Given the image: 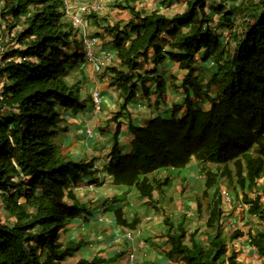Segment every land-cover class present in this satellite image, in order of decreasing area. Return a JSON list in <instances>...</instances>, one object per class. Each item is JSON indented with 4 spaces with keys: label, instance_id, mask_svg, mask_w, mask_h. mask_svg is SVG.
Instances as JSON below:
<instances>
[{
    "label": "trees",
    "instance_id": "1",
    "mask_svg": "<svg viewBox=\"0 0 264 264\" xmlns=\"http://www.w3.org/2000/svg\"><path fill=\"white\" fill-rule=\"evenodd\" d=\"M173 1L162 0L161 5L169 7ZM209 1L188 0L186 12L172 17L158 10L136 11L128 0L125 6L115 3L131 17L122 29L119 24L104 28L113 37L117 62L106 70L110 85L120 91L122 108L138 90L149 96L154 88L156 104L167 93L165 78L155 70L141 72L152 52L157 64L168 60L185 71L180 86L185 111L179 117L181 107L176 106L168 119L130 125L133 138L125 155L117 147V125L105 170L116 186L135 187L150 199L160 184L148 175L183 168L192 157L208 164L201 196L206 229L199 234L206 245L195 241L197 232L185 244L187 235L178 226L168 235L169 257L179 256L185 264H239L236 254L227 255L218 186L226 178L257 221L246 236L264 264V187L259 185L264 178V0H238L234 12H225L221 4L207 7ZM215 16L226 26V39L208 28ZM64 17L62 0H0V43L13 46L0 58V199L11 217L9 223L0 220V264H64L78 250L62 249L59 238L67 221L85 212L72 188L95 169L91 162L55 152L54 128L62 122V112L83 107L66 82V64L75 57L70 52L80 47ZM197 62L213 67L204 85L196 74ZM116 215L120 226L135 227L136 222L127 225L120 211ZM241 236L235 230L229 241Z\"/></svg>",
    "mask_w": 264,
    "mask_h": 264
},
{
    "label": "crops",
    "instance_id": "2",
    "mask_svg": "<svg viewBox=\"0 0 264 264\" xmlns=\"http://www.w3.org/2000/svg\"><path fill=\"white\" fill-rule=\"evenodd\" d=\"M103 1L101 11L96 14V20L86 16L89 32L97 35L105 44L104 51L109 50L114 54L113 37L106 33L104 28L119 24L122 29L131 17L128 10L115 8L118 3L125 6L127 0ZM128 1L127 5L136 11L149 14L158 10L172 17L186 12L188 0H175L169 7L162 6V0ZM217 1L210 0L207 7L217 4ZM71 2L70 7L74 9L85 4L87 0ZM64 19L68 21L66 16ZM226 30L225 25L219 24L216 34L225 38ZM164 38L167 37L163 36L161 39ZM163 48L170 51L166 45H163ZM70 56L75 57L66 64V82L78 92L83 107L75 113L62 112L63 120L54 128L55 152L58 156L73 161L91 162L95 172L91 176L83 177L72 188L75 202L84 206L85 212L67 221L60 235L59 243L62 249L78 246V250L66 259L64 264H129V253L134 254V264H185L179 256L169 257L168 235L177 231L178 226H182L187 235L185 244H189L188 235L197 232L195 241L202 246L206 245V239L199 234L206 229V204L201 201V196L205 184L203 169L209 167L208 164L192 157L189 164L183 168L159 169L148 175L150 181H158L160 184L159 190L154 191L150 199L143 198L135 187L116 186L112 177L105 171L111 159L117 125V147L120 153L125 155L130 152L133 138L129 132L130 125L145 126L149 120L161 117V113L169 109L173 111L176 106L181 107L178 116H182L185 107L180 86L185 71L168 60L157 64L156 57L150 52L147 64H141V72L155 70L157 75L165 78L167 93L162 102L156 104L154 88L150 89L149 96H144L142 91L138 90L136 98L123 109L119 89L110 85L107 66L99 74L94 71L93 65L85 60L80 49L71 51ZM116 64L114 54L111 66ZM196 67L198 78L205 77L208 81L213 67L200 62H197ZM94 90H98L102 98L100 113L95 111L91 102L90 95ZM207 107L208 105H205V108ZM116 115L117 119L114 120ZM220 189L221 192L225 191ZM117 211L121 212L127 225L136 222L135 227L120 226L117 222ZM247 217L246 209L238 210L235 204L224 209V235L227 225H230L233 231L242 232L241 237L231 241L225 237L228 244L227 255L236 254L239 264H260L253 247L248 244L246 233L253 228L251 225H245ZM128 231L133 232L131 239L126 237Z\"/></svg>",
    "mask_w": 264,
    "mask_h": 264
},
{
    "label": "built area",
    "instance_id": "3",
    "mask_svg": "<svg viewBox=\"0 0 264 264\" xmlns=\"http://www.w3.org/2000/svg\"><path fill=\"white\" fill-rule=\"evenodd\" d=\"M219 1V0H218ZM230 1V0H228ZM63 2V9L64 13L66 12L65 16L69 17L68 22L72 25V27L75 29V31H78V35L80 37V41L78 42L80 51L85 58V60L93 65L94 71L96 73L101 74L103 72V68L105 66H109L113 63V53H106V54H100L98 52V45L100 42V39L97 35L91 34L89 32V21L88 17L91 14H97L102 9L103 0H94L93 2L81 4L78 7L71 9V0H62ZM88 16V17H86ZM218 16L214 17V20L211 24H209L208 28L216 33L217 28L219 26L218 22ZM103 55V57H102ZM99 60H103V64H99ZM198 60V58H196ZM91 102L92 105L97 113H100L101 106H102V98L100 95V92L98 90H94L91 95ZM88 133L91 135L92 132L88 131ZM221 199H222V205L225 209L226 207L231 206L234 203L233 198L231 197L230 193L227 191L221 192ZM239 207H243L242 204H238ZM132 233L128 231L126 233V237L128 239L132 238ZM129 264H134V254L129 253Z\"/></svg>",
    "mask_w": 264,
    "mask_h": 264
},
{
    "label": "rangeland",
    "instance_id": "4",
    "mask_svg": "<svg viewBox=\"0 0 264 264\" xmlns=\"http://www.w3.org/2000/svg\"><path fill=\"white\" fill-rule=\"evenodd\" d=\"M71 1H72V0H71ZM223 1H224V2H223ZM105 2H107V1L105 0ZM225 2H226V3H225ZM227 2H229V3H227ZM104 4H105V3H104ZM217 4L224 5V7H225V12H228V11H233V12H234L235 9H234L232 6L236 7V6L239 4V1H237V0H230V1H228V0H220V1H217ZM64 14H66V12H65ZM95 14H96V13H95ZM66 18L69 20V17H68V16H67ZM239 26H240V25H239V22H238V21H235L234 28L237 29V32H238V33L242 31L241 28H239ZM224 35H225V38H227V35H228V34L225 33ZM12 36H13V32H12ZM75 37H76V40L79 42V41H80V37H79V35H78V31L75 32ZM104 46H105V44L102 43V41H100V42H99V45H98V52H99L100 54L110 53L109 50H106V51L103 50V47H104ZM10 47H13V46H12L11 44H9V43H7L5 46H2L1 43H0V58H1L2 54H3V52H5L6 50H8ZM113 56H114V54H113ZM102 57H103V55H102ZM103 63H104L103 60H99V64H100V65H102ZM199 80L201 81V83H202L203 85L207 83L205 77H200ZM1 88H2V82H1V80H0V95H1ZM167 108H168V107H167ZM167 108H166V109H167ZM171 113H172V110L169 109V110H167L166 112L161 113L160 116H161V118L168 119V118L171 117ZM150 121H151V120H149V121L146 123V125H147ZM105 171H106V170H105ZM259 185H260L261 187H264V178H263L262 180L259 181ZM218 186H219L220 188L224 189L225 191H228V192L230 193V195H231V197L233 198L234 203H235V205H236V209L241 210V209L244 208V207H239V206H238V204L241 203V202H240V199H239V197H237V196L235 195V191L233 190V187L231 186V183H230V181H229L228 179H226V178L221 179L220 182H219V184H218ZM261 196H262V195H261ZM263 197H264V195H263ZM16 198H17V197H16ZM17 200H18L19 202H22V200H19L18 198H17ZM202 202H203V204H206V202H204V201H202ZM247 218H248V219H247L248 221L245 223L246 226H247V225H251L252 228H254L255 226H257V223H256L255 218L250 217V216H248ZM0 220H1L3 223H9V221L11 220L10 215L4 210V204H3L2 199H0ZM10 222H11V221H10ZM226 227H227V228H226V232H225V237H226L227 239H229V235L233 232V230H232V228H230V225H229V226L227 225ZM241 227H244V226L241 225ZM245 230H246V229H245ZM228 243H229V241H228Z\"/></svg>",
    "mask_w": 264,
    "mask_h": 264
},
{
    "label": "clouds",
    "instance_id": "5",
    "mask_svg": "<svg viewBox=\"0 0 264 264\" xmlns=\"http://www.w3.org/2000/svg\"><path fill=\"white\" fill-rule=\"evenodd\" d=\"M228 192V191H227ZM233 204H235V203H233ZM245 208V207H244ZM246 209V208H245ZM223 210H224V208H223ZM235 231V230H234Z\"/></svg>",
    "mask_w": 264,
    "mask_h": 264
}]
</instances>
